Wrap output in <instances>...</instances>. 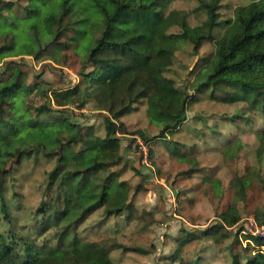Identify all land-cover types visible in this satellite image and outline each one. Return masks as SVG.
I'll list each match as a JSON object with an SVG mask.
<instances>
[{
  "label": "trees",
  "instance_id": "obj_1",
  "mask_svg": "<svg viewBox=\"0 0 264 264\" xmlns=\"http://www.w3.org/2000/svg\"><path fill=\"white\" fill-rule=\"evenodd\" d=\"M31 1L24 7L22 18L41 16L44 26L51 33L55 30L50 42L53 51L68 48V33L78 32L85 21L61 27L65 0ZM73 1L81 9L92 2L103 19L98 37L85 53L78 72L79 82L51 92L38 86L45 101L38 106L23 107L18 96L26 93L29 86L23 89L19 70L13 73V79L0 81V264H41L42 259L53 258V253L64 247L96 257L82 263L70 256L66 264H105L100 259L109 261L111 251L121 248L116 241L108 239L86 240L80 226L98 210L103 215L100 225L110 217L131 213L129 184L121 179L127 169L126 161L123 162L126 153L120 146V137L129 132L120 118L150 96L156 81L173 84L177 109L157 112L163 120L158 135L149 137L142 131L130 134H139L144 143L155 138L170 142L166 134H173L186 121L188 103L196 95L188 92L186 82L176 86L169 75L173 72L175 52L184 43L190 44L196 55L203 42H214L213 54L205 57L204 65L194 77L193 92H207L209 98L224 103H241L240 113L229 119L237 125V119L249 124L253 116H258L264 137V0H247L234 8L231 18L224 20L219 16L217 2L199 0L206 18L203 31L196 35L185 28V10L168 9L174 0ZM221 23L225 24L224 31L215 38L213 32ZM174 27L178 30H173ZM13 47L0 45V60L13 55L38 54L33 52V47L22 53ZM88 98L93 100L95 110L107 113L103 118V136L92 125L77 122L71 111L65 112L70 105L79 108ZM233 144L221 150L224 160L236 158ZM259 149L264 151L263 146ZM148 153L151 156L150 149ZM39 158L52 162L40 184L42 198L29 211L21 203L15 205V212L23 211L25 215L19 219L12 214L7 193L11 191L13 198L19 195L14 189V174L23 161ZM128 165L135 174H140L137 166ZM102 172L106 173L102 176ZM142 182L143 179L137 189ZM231 183L235 199L244 198L242 177L234 174ZM239 221L240 215L233 205L197 238L233 235L239 242V235L251 244L252 253L247 255V247H242L235 254L230 245L232 261L228 264H264V234L243 232V226L234 230ZM187 235L185 241L194 239L190 233ZM180 251L178 247L169 255L171 262L167 264H173L176 259L178 264H207L200 256L184 262Z\"/></svg>",
  "mask_w": 264,
  "mask_h": 264
},
{
  "label": "rangeland",
  "instance_id": "obj_2",
  "mask_svg": "<svg viewBox=\"0 0 264 264\" xmlns=\"http://www.w3.org/2000/svg\"><path fill=\"white\" fill-rule=\"evenodd\" d=\"M204 1L217 2L222 20L231 18L234 8L247 2ZM30 3L31 0H0V45H14L17 53L33 47V52L38 53L37 56L33 53L13 55L0 60V81L13 79V73L19 70L23 89L29 86L26 93L18 96L23 107L38 106L45 101L38 91L40 87L51 89V92L79 82L78 72L85 53L98 37L103 22L101 13L92 2L81 9L73 0H65L61 27L74 21L87 22L78 32L68 33V48L56 52L50 43L55 30L51 33L44 26L41 16L22 18L24 7ZM170 8L187 12L185 28L189 33L196 35L203 31L206 14L200 8L199 0H174L168 5ZM224 28L225 24L221 23L214 30L215 38L223 33ZM213 52V41L203 42L196 55L188 43L182 44L175 52L173 72L169 75L178 87L181 82H186L188 92L196 95V98L188 103L186 121L173 134H166L170 142L155 138L144 143L139 134L130 133L142 131L149 137L159 134L163 120L157 112L161 109L174 112L178 106L175 88L171 83L156 81L150 96L142 100L135 110L120 118L129 132L120 137V146L126 153L123 162L126 161L127 169L121 179L127 180L129 184L131 213L126 211L123 217H110L100 225L98 223L103 215L102 210H98L80 226L86 240L108 239L121 245V248L111 251L109 261L100 259L103 263L167 264L171 262L168 256L173 255L178 247L181 248L180 257L184 262L200 256L207 264L231 263L230 245L235 254H239L242 247H247L245 253L249 255L252 246L239 235V242L233 235L218 239L197 238L203 229L217 222L220 214L233 205L240 215L234 230L243 226V232L254 231L253 225L249 223L253 221L259 232L264 231V151L259 149L260 146L264 147V137L260 133L263 126L261 119L253 116L249 124L237 119V125L229 118L240 113L241 103L213 100L207 92L195 93L191 89L194 77L205 63V57L211 56ZM94 106L93 100L88 98L79 108L70 105L65 112L71 111L77 122L92 125L95 132L103 136V118L107 113L95 110ZM136 139L144 146V158L139 157L134 145ZM231 143H234L236 158L224 160L221 150ZM258 151L260 155L257 157ZM128 164L137 166L140 174H135ZM51 166L52 162L39 158L38 161L25 160L18 167L13 184L19 195L13 198L11 191L7 193L12 214L17 218L25 215L23 211L15 212V205L21 203L23 209L29 211L41 200L43 185L40 184ZM234 174L241 176L245 184L244 198L239 200L235 199V189L231 183ZM142 179L144 182L137 189ZM187 233L194 239L185 241ZM133 248L141 251L129 250ZM53 254V258L49 256L42 259L41 264H66L70 256L82 263L96 258L74 252L68 247ZM240 258L244 262L242 255ZM173 264H178V259Z\"/></svg>",
  "mask_w": 264,
  "mask_h": 264
},
{
  "label": "built area",
  "instance_id": "obj_3",
  "mask_svg": "<svg viewBox=\"0 0 264 264\" xmlns=\"http://www.w3.org/2000/svg\"><path fill=\"white\" fill-rule=\"evenodd\" d=\"M136 140H137V139H136ZM134 145H135V147H137L139 153H141V158H142V157H143V158L146 157V156H145L144 146H143L138 140L135 141ZM249 223H250L251 225H253V227H254V231L249 230L250 233L264 234V231H263V230L259 232V230H258L256 224H255L253 221H252V222L249 221Z\"/></svg>",
  "mask_w": 264,
  "mask_h": 264
}]
</instances>
